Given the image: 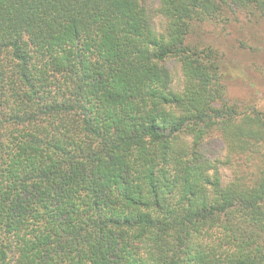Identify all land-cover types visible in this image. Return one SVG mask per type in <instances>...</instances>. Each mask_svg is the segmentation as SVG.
Wrapping results in <instances>:
<instances>
[{
	"label": "trees",
	"instance_id": "1",
	"mask_svg": "<svg viewBox=\"0 0 264 264\" xmlns=\"http://www.w3.org/2000/svg\"><path fill=\"white\" fill-rule=\"evenodd\" d=\"M240 11L264 0H0V264H264V121L189 42Z\"/></svg>",
	"mask_w": 264,
	"mask_h": 264
},
{
	"label": "rangeland",
	"instance_id": "2",
	"mask_svg": "<svg viewBox=\"0 0 264 264\" xmlns=\"http://www.w3.org/2000/svg\"><path fill=\"white\" fill-rule=\"evenodd\" d=\"M189 42L201 48L211 47L219 53L227 101L237 106L241 114L257 115L264 121V20L240 11L227 21L194 23ZM168 67L173 71V89L180 93L184 88L182 70L175 62ZM179 114L174 112L175 116ZM188 136H182L177 148L190 150L191 137ZM204 143V160L225 161L229 156L221 135L207 137ZM230 158L234 161L231 165L242 163L237 156ZM235 168L236 165L227 166L224 171L232 176Z\"/></svg>",
	"mask_w": 264,
	"mask_h": 264
}]
</instances>
